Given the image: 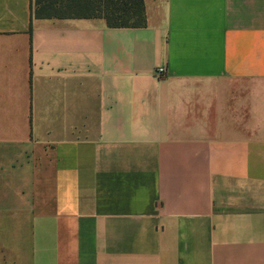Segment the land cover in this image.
Wrapping results in <instances>:
<instances>
[{"label":"crops","instance_id":"1","mask_svg":"<svg viewBox=\"0 0 264 264\" xmlns=\"http://www.w3.org/2000/svg\"><path fill=\"white\" fill-rule=\"evenodd\" d=\"M144 6L0 0V264H264V0Z\"/></svg>","mask_w":264,"mask_h":264},{"label":"trees","instance_id":"2","mask_svg":"<svg viewBox=\"0 0 264 264\" xmlns=\"http://www.w3.org/2000/svg\"><path fill=\"white\" fill-rule=\"evenodd\" d=\"M30 9L32 19H100L109 28L146 26L144 0H30Z\"/></svg>","mask_w":264,"mask_h":264},{"label":"built area","instance_id":"3","mask_svg":"<svg viewBox=\"0 0 264 264\" xmlns=\"http://www.w3.org/2000/svg\"><path fill=\"white\" fill-rule=\"evenodd\" d=\"M155 74L157 75V77H163L166 74V72L163 67H159L156 69Z\"/></svg>","mask_w":264,"mask_h":264}]
</instances>
